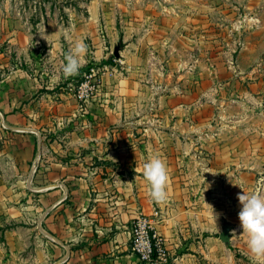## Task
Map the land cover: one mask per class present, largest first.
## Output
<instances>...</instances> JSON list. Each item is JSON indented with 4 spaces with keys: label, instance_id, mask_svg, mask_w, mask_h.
Returning <instances> with one entry per match:
<instances>
[{
    "label": "crops",
    "instance_id": "0c3cea01",
    "mask_svg": "<svg viewBox=\"0 0 264 264\" xmlns=\"http://www.w3.org/2000/svg\"><path fill=\"white\" fill-rule=\"evenodd\" d=\"M188 11L131 18L122 34L117 22H107L103 35L93 15L86 20L90 33L35 34L29 28L12 33V53L0 49V220L8 215L18 222L17 230L6 231L34 232L35 261L146 264L131 238L141 213L156 218L167 264H243L246 256L255 261L238 218V196L264 195V146L247 138L261 132L240 127L243 111L225 109L232 103L261 106L264 81L254 74L261 69L240 66L235 81L231 76L219 84L173 79L169 66L176 64L166 65L164 58L181 50L196 54L197 17L190 6ZM0 22L3 27L5 19ZM121 40L124 65L104 73L99 91L82 106L75 89L84 67L108 61ZM76 41L87 51L78 73L65 77V55ZM168 67L172 74L166 77ZM234 86L246 89L234 98ZM153 156L166 162L170 176L163 204L150 199L142 175ZM225 224L228 242L220 237ZM16 238L8 242L14 255L26 248ZM3 256L0 250V264Z\"/></svg>",
    "mask_w": 264,
    "mask_h": 264
},
{
    "label": "rangeland",
    "instance_id": "374dc122",
    "mask_svg": "<svg viewBox=\"0 0 264 264\" xmlns=\"http://www.w3.org/2000/svg\"><path fill=\"white\" fill-rule=\"evenodd\" d=\"M189 6L191 14L195 11L197 17L196 54L195 56L188 55V51L181 50L180 55L176 54L174 58L171 57L172 59L164 58L163 63L166 65L176 64L169 66L171 70L173 67L175 69L173 74L176 77L173 76V79H180L181 82L186 81V84L188 81L205 80L206 85L209 83L219 84L226 79H231V76L235 81L237 68L255 63L259 64L261 70L255 71L254 74H260L264 81V0H0V21L2 18L5 19L3 27L0 22V30L4 29L3 33L0 31V37L6 35V38L0 41V49H6L9 54L12 53L13 43L10 39H12L14 31L21 30L25 34L29 32L30 28V32L35 34L44 31L59 34L65 30L84 29V33L87 34L90 33V27L86 20L94 15L96 21L102 24L99 27L100 34L107 33L104 27L107 22L113 25L117 22L119 34H122L123 26L131 18L137 19L142 16L147 18L149 15L155 18L189 15ZM204 23L206 26H203ZM183 28L184 26L180 28V31ZM243 41L250 42L248 48H246V44L243 45ZM191 43L193 46L192 41ZM121 44L122 40L119 42L120 47ZM41 48L45 50L44 47ZM124 59L125 57L120 54L119 57L113 55L109 62L90 61L84 70L92 62H95L98 65H108L109 69L104 70V73H108L114 69L117 70L118 66L124 65ZM177 64L180 65L181 70ZM183 66L186 67L183 69ZM169 67L168 70H170ZM171 70L165 72L166 77L168 74H172ZM156 75L159 78L162 76L159 73ZM245 79L252 80V78ZM234 89L236 90L234 98H237L236 94L246 88L234 86ZM253 90L259 89H250L252 92ZM258 95L261 106L249 107L246 105L243 108L241 104L232 103L226 107L225 113L230 112L237 115L243 111L245 121L240 123V127L247 131L255 129L257 131L254 132H261L260 135L247 138L250 141L254 139L256 143L264 146V87L261 88ZM222 120L221 118L219 121ZM225 128L229 129V127ZM197 154L199 155L196 158L202 160L201 153ZM261 154L264 156V152ZM205 160L207 161V157ZM250 160L251 155L246 154V164ZM261 160L263 161L264 158ZM260 168V174L264 175V164ZM17 223L9 219L8 215L0 220V250L4 255L3 264H45L42 260L35 261L36 252L33 247H35L34 240L36 238L34 232L27 228L22 232L6 231L7 228L12 227H16L15 230H17L19 227ZM241 236L243 239L245 238L244 235ZM16 237L26 243V248L18 252V255L11 252L8 244L13 239L17 240ZM240 262L256 264L247 256L243 257Z\"/></svg>",
    "mask_w": 264,
    "mask_h": 264
},
{
    "label": "clouds",
    "instance_id": "9594fccd",
    "mask_svg": "<svg viewBox=\"0 0 264 264\" xmlns=\"http://www.w3.org/2000/svg\"><path fill=\"white\" fill-rule=\"evenodd\" d=\"M86 51L87 46L82 41H76L69 49L65 55L66 63L62 66L65 77L78 73L81 67V57L86 54ZM142 175L148 182L150 199L158 204L166 203L169 198L167 188L170 181L166 162L159 156L151 157L144 163ZM238 200L242 205L238 218L243 234L246 236L247 247L256 264H264V195L258 192L251 194L244 192L238 196ZM211 215L217 228L218 217L213 214V209Z\"/></svg>",
    "mask_w": 264,
    "mask_h": 264
},
{
    "label": "built area",
    "instance_id": "2783aa9c",
    "mask_svg": "<svg viewBox=\"0 0 264 264\" xmlns=\"http://www.w3.org/2000/svg\"><path fill=\"white\" fill-rule=\"evenodd\" d=\"M122 63V61H121ZM120 65V63H117ZM108 65H98L92 62L83 72L75 94L82 106L99 91L104 70ZM162 86H157L156 90ZM132 246L146 264H167L169 250L156 227V218L149 213H141L135 217L131 227Z\"/></svg>",
    "mask_w": 264,
    "mask_h": 264
},
{
    "label": "water",
    "instance_id": "95a60500",
    "mask_svg": "<svg viewBox=\"0 0 264 264\" xmlns=\"http://www.w3.org/2000/svg\"><path fill=\"white\" fill-rule=\"evenodd\" d=\"M120 45H116L115 49H114V55L116 57H119L120 56ZM230 226L228 224H225L223 226V230L220 234V237L221 239L224 241V242H228L230 240Z\"/></svg>",
    "mask_w": 264,
    "mask_h": 264
},
{
    "label": "trees",
    "instance_id": "16d2710c",
    "mask_svg": "<svg viewBox=\"0 0 264 264\" xmlns=\"http://www.w3.org/2000/svg\"><path fill=\"white\" fill-rule=\"evenodd\" d=\"M112 57H113V55H112L111 58L108 60V62L111 61ZM80 80H81V79H80Z\"/></svg>",
    "mask_w": 264,
    "mask_h": 264
}]
</instances>
